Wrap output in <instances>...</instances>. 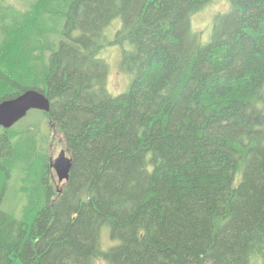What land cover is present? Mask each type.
<instances>
[{
	"label": "trees",
	"instance_id": "obj_1",
	"mask_svg": "<svg viewBox=\"0 0 264 264\" xmlns=\"http://www.w3.org/2000/svg\"><path fill=\"white\" fill-rule=\"evenodd\" d=\"M1 22L0 104L53 115L0 127V264H264V0H0Z\"/></svg>",
	"mask_w": 264,
	"mask_h": 264
},
{
	"label": "rangeland",
	"instance_id": "obj_2",
	"mask_svg": "<svg viewBox=\"0 0 264 264\" xmlns=\"http://www.w3.org/2000/svg\"><path fill=\"white\" fill-rule=\"evenodd\" d=\"M226 8H227V5L224 2H218L215 5L210 6L209 10L205 11L204 15L201 16L198 20H196L195 28H196V31L199 32V36L201 38L206 37V35L210 34L213 14H215L216 12H219V11L220 12L225 11ZM115 27H117V23H116ZM111 28H113V27H111ZM18 29H22L21 26H19ZM119 53L120 52L118 50H113L110 53L105 55L106 60L108 61V63L111 66L108 89H109L110 93L114 96L121 94V93H119L121 91L124 92L126 90L127 86L129 85L130 81H131L130 78H128L127 76L121 75L120 73H117L116 65H117V62L119 59ZM16 83H18V82H16ZM18 84H21V83H18ZM115 93H119V94H115ZM37 111H39V110H37ZM41 113H44V112L40 111V113H39L40 116H42L44 118V120H42L39 117H34V118H30V117L28 118L27 117L24 120H22L21 122H18L16 125H14L12 127V129H21V130H16V131H22V130H25L26 127L28 128L29 125L37 123L39 121H40V123H42L44 125L46 124L47 120L51 121L50 113L48 114V117L43 116V114H41ZM47 133L50 134V136H51V130H48L45 134H47ZM52 134H53L54 138H53V140H51L50 145H49V154L50 155L52 154L53 158H57L62 150H66V145H65V141L63 139V136H61V134L59 132H57V133L54 132ZM53 177H54V182L58 184V182H57L58 178H57L55 172L53 173ZM61 184L64 185L63 183H61Z\"/></svg>",
	"mask_w": 264,
	"mask_h": 264
},
{
	"label": "water",
	"instance_id": "obj_3",
	"mask_svg": "<svg viewBox=\"0 0 264 264\" xmlns=\"http://www.w3.org/2000/svg\"><path fill=\"white\" fill-rule=\"evenodd\" d=\"M31 109L50 110L49 101L45 95L37 91H29L17 99L8 100L0 104V126L11 128L24 118ZM60 181L68 180L72 167L71 158H67L62 151L59 158L53 163Z\"/></svg>",
	"mask_w": 264,
	"mask_h": 264
},
{
	"label": "bare ground",
	"instance_id": "obj_4",
	"mask_svg": "<svg viewBox=\"0 0 264 264\" xmlns=\"http://www.w3.org/2000/svg\"><path fill=\"white\" fill-rule=\"evenodd\" d=\"M57 3V2H56Z\"/></svg>",
	"mask_w": 264,
	"mask_h": 264
}]
</instances>
